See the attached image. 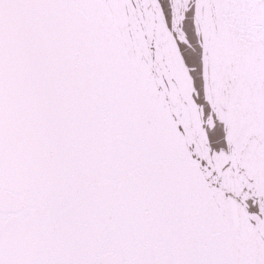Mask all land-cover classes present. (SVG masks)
Masks as SVG:
<instances>
[{
	"label": "snow or ice",
	"instance_id": "obj_1",
	"mask_svg": "<svg viewBox=\"0 0 264 264\" xmlns=\"http://www.w3.org/2000/svg\"><path fill=\"white\" fill-rule=\"evenodd\" d=\"M0 264H264V0H0Z\"/></svg>",
	"mask_w": 264,
	"mask_h": 264
}]
</instances>
